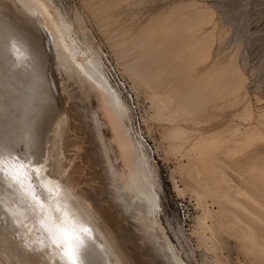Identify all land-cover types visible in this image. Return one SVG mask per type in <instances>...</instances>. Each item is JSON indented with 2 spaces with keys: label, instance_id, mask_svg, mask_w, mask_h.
<instances>
[{
  "label": "bare ground",
  "instance_id": "obj_1",
  "mask_svg": "<svg viewBox=\"0 0 264 264\" xmlns=\"http://www.w3.org/2000/svg\"><path fill=\"white\" fill-rule=\"evenodd\" d=\"M53 6L49 0H0V264H58L62 253L51 239L61 242V228L87 246L86 264H187L161 223L160 184L146 147L130 133L123 97ZM151 35L119 38L125 53L136 51L132 66H123L139 81L163 86L171 64ZM192 85L189 96L180 94L186 107L203 101ZM254 117L241 119L234 138L206 140L204 184L218 205L230 204L231 221L242 234L253 236L259 228L253 242L264 253V148H256L260 156L252 166L261 178L258 189L236 186L225 167L237 142L264 137V120ZM27 157L37 165L47 198L37 199L35 192L24 198L35 187L17 164ZM13 176L24 180L22 188ZM255 213L262 214L257 223Z\"/></svg>",
  "mask_w": 264,
  "mask_h": 264
},
{
  "label": "rangeland",
  "instance_id": "obj_2",
  "mask_svg": "<svg viewBox=\"0 0 264 264\" xmlns=\"http://www.w3.org/2000/svg\"><path fill=\"white\" fill-rule=\"evenodd\" d=\"M49 1L70 23L80 48L97 55L106 77L123 97L130 133L146 147L158 178L159 217L178 254L187 264H264V253L253 242L258 227L254 226L253 236L242 234L240 225L231 221L230 204L222 200L220 207L204 184L206 140L211 136L215 141L234 138L246 115L264 120V0ZM135 35H151L165 46L171 64V77H165V84L173 80L167 89L165 84H150L143 78L141 82V77L135 78L124 68L125 64L132 66L136 51L125 53L126 44L121 46L119 41ZM110 64L119 70L126 88L112 74ZM190 82L199 86L197 94L203 101L186 107L180 96H189ZM183 114L185 121L180 120ZM177 125L181 128L175 131ZM254 138L237 142L231 155H226L228 160L225 156L227 176L247 189L262 184L257 166H252L260 156L256 148H264V137L257 133ZM254 215L257 223L262 214Z\"/></svg>",
  "mask_w": 264,
  "mask_h": 264
},
{
  "label": "snow or ice",
  "instance_id": "obj_3",
  "mask_svg": "<svg viewBox=\"0 0 264 264\" xmlns=\"http://www.w3.org/2000/svg\"><path fill=\"white\" fill-rule=\"evenodd\" d=\"M0 156H2V153H0ZM17 164L19 165V168L24 170L25 178L31 180V182L35 185L32 191H25L24 198L28 199L33 192L36 193L37 199L41 197L47 198V193L43 190V186L40 182V173L37 165L32 163L31 158H21L17 161ZM29 165H31V167H29ZM3 173V166L0 165V176H2ZM12 180L13 182L19 184L21 188L23 187V179L17 180V178L13 176ZM59 236L61 242L51 239L53 246L62 253V259L58 261V264H86V257L89 255L87 246L83 242L75 244L73 242L74 237L64 228L59 230Z\"/></svg>",
  "mask_w": 264,
  "mask_h": 264
},
{
  "label": "built area",
  "instance_id": "obj_4",
  "mask_svg": "<svg viewBox=\"0 0 264 264\" xmlns=\"http://www.w3.org/2000/svg\"><path fill=\"white\" fill-rule=\"evenodd\" d=\"M110 67H111V72L112 74L117 78V80L120 82V84L126 88V84L122 78V76L120 75V72L119 70L113 65V64H110Z\"/></svg>",
  "mask_w": 264,
  "mask_h": 264
}]
</instances>
